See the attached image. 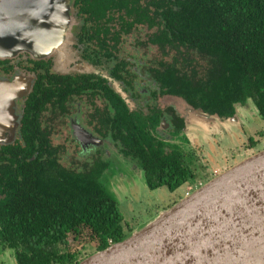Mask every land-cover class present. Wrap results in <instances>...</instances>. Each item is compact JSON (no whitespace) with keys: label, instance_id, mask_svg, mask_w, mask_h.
<instances>
[{"label":"flooded vegetation","instance_id":"flooded-vegetation-1","mask_svg":"<svg viewBox=\"0 0 264 264\" xmlns=\"http://www.w3.org/2000/svg\"><path fill=\"white\" fill-rule=\"evenodd\" d=\"M146 1L70 0L72 49L77 58L64 67L56 65L54 55L6 58L2 56L5 39H0L4 47L0 51L1 176L5 178V169L11 166L10 152L29 148L34 152L31 160L41 158L34 166L57 170L51 173L57 177L59 167L60 174L100 173L105 168L98 181L119 206L124 202V207H135L131 200L138 198L135 189L141 186L135 183L137 178L149 190L165 188L171 195L160 207L165 210L210 181L217 169L221 172L264 148V128L258 124V120L264 124V116L254 101L230 105L214 103V94H166L162 77L167 66L189 76L194 71L202 75L208 62L196 50L187 54L166 45L163 16L156 15V4ZM252 107L255 116L245 110ZM185 108L192 117L182 111ZM126 119L139 126L133 139L162 148L165 155L190 159L186 182L172 191L147 185L142 156L136 157L137 148L118 137V127ZM47 153L58 159L57 169L45 163ZM4 185L0 191L6 189ZM142 204L140 199L138 206L147 207Z\"/></svg>","mask_w":264,"mask_h":264},{"label":"trees","instance_id":"trees-1","mask_svg":"<svg viewBox=\"0 0 264 264\" xmlns=\"http://www.w3.org/2000/svg\"><path fill=\"white\" fill-rule=\"evenodd\" d=\"M90 1L140 4L141 0ZM145 4H156V15L163 16L166 45L187 54L196 50L208 62L202 75L194 71L189 76L167 66L162 77L166 94H214V103L230 105L254 101L264 116V0H147ZM136 126L126 119L118 127V137L137 148L136 157L142 156L147 185L172 191L186 182L190 159L165 155L162 148L133 139ZM33 153L29 148L10 152L11 166L5 169V178L0 175V187L8 183L0 191V252L10 255L8 264H78L84 259L82 251H71V233L75 241L87 235L96 251L130 235L133 230H126L119 202L98 181L105 168L100 173L60 174L59 167L57 177L51 174L57 170L34 166L41 158L31 160ZM57 160L53 153L45 156V163L55 169Z\"/></svg>","mask_w":264,"mask_h":264},{"label":"water","instance_id":"water-1","mask_svg":"<svg viewBox=\"0 0 264 264\" xmlns=\"http://www.w3.org/2000/svg\"><path fill=\"white\" fill-rule=\"evenodd\" d=\"M0 1L2 56L70 52V0ZM78 264H264V148Z\"/></svg>","mask_w":264,"mask_h":264},{"label":"rangeland","instance_id":"rangeland-1","mask_svg":"<svg viewBox=\"0 0 264 264\" xmlns=\"http://www.w3.org/2000/svg\"><path fill=\"white\" fill-rule=\"evenodd\" d=\"M70 16L72 17L71 14H70ZM72 29H73V27H72ZM21 54H28V53H21ZM62 54L65 55V56H61L62 59L59 62H58L57 54H53L54 57H57L56 58V60H57L56 65L58 67H62V66L64 67L65 65L75 63L77 55H76L75 51H73V49H72V38H71L70 52L66 51V53L63 52ZM28 55L31 56L30 54H28ZM45 58H47V57H45ZM168 100L170 101V103L173 100H175V102H177L178 107L180 106V103H178V100H176L175 98L172 99V100L169 98ZM251 106H253V105L251 104ZM181 108L182 107H180V109ZM245 110H247L248 112L251 111L250 112L251 116L252 115L255 116L257 114V113L252 112L254 110V107H252V109L251 108H247ZM182 111L186 112L188 117H192V115L190 114L191 111L190 112L186 111V108L182 109ZM261 123H262V121L258 120L259 127H263L264 128V124L261 125ZM259 151H261V148L257 149L255 152L257 153ZM255 152H254V154H255ZM251 154H253V153H251ZM251 154H249V155H251ZM244 156H246V155H243V157ZM243 157H240L239 161ZM232 166L233 165H231V167ZM227 168H229V167H227ZM227 168H224V170H226ZM125 170H128V171L132 172L131 168H129V167H126ZM224 170H222V171H224ZM216 171L218 172V174H215L214 176H217V175L222 173V171L220 172L218 169ZM112 181H113V179H112ZM135 183L141 184L140 188L137 187V189H135V192H138V195H137L138 198L136 199V198L132 197V200H131V201L134 202V206L135 207L137 206V209L135 207L131 206V205H127V207H124L126 204H124V202L120 203V206H121L120 209H121V211L124 212V216H125V227H126V230L129 231V232L134 230V229H136V228H138L140 225L142 226L145 223H148L152 219V217H154L157 214H159L162 211H164V210H162L163 208H160V207L165 204L164 202L166 201V198H169V196H171L169 194V191L167 189H165V188H163L162 190H156V191L149 190L144 185L143 180L140 179V178L135 179ZM119 187L121 189V184H119ZM198 187H201V186H198ZM140 199L143 202L142 205H147L146 208H144V207L140 208L138 206L140 204ZM157 209H158V212H157ZM135 214H137V215H135ZM139 216L141 217L142 220L139 219ZM74 238H75V235L71 233L69 235V238H68V240L70 241L69 247L71 248V251H73V252H75V251L81 252L82 251L81 259H85V258L89 257L91 254L96 252L95 248H93L94 247V243L92 244L89 241V238H88L87 235H81L80 237H78V239L76 241H75ZM85 246H88V249L85 250L84 249ZM0 264H3L2 263V258H1V253H0Z\"/></svg>","mask_w":264,"mask_h":264},{"label":"crops","instance_id":"crops-1","mask_svg":"<svg viewBox=\"0 0 264 264\" xmlns=\"http://www.w3.org/2000/svg\"><path fill=\"white\" fill-rule=\"evenodd\" d=\"M192 120H194V119H192ZM190 123H191V121H190ZM198 123H200V122H197V124ZM0 253H1L2 263L8 264V259H9L10 255L8 253H3V252H0Z\"/></svg>","mask_w":264,"mask_h":264}]
</instances>
